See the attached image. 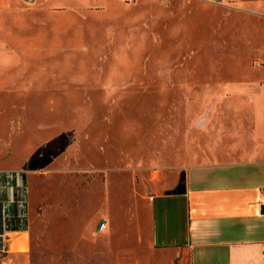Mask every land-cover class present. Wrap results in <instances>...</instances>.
<instances>
[{
	"label": "rangeland",
	"instance_id": "rangeland-1",
	"mask_svg": "<svg viewBox=\"0 0 264 264\" xmlns=\"http://www.w3.org/2000/svg\"><path fill=\"white\" fill-rule=\"evenodd\" d=\"M12 4L0 3V169L28 170L31 226L28 252L8 258L151 264L156 183L263 153L264 0Z\"/></svg>",
	"mask_w": 264,
	"mask_h": 264
},
{
	"label": "crops",
	"instance_id": "crops-1",
	"mask_svg": "<svg viewBox=\"0 0 264 264\" xmlns=\"http://www.w3.org/2000/svg\"><path fill=\"white\" fill-rule=\"evenodd\" d=\"M2 1L13 6V0ZM259 115L257 132L263 135ZM155 187L159 193L148 199L145 224L149 250L156 254L149 263L264 264V150L255 159L176 168ZM29 245L19 240L22 248Z\"/></svg>",
	"mask_w": 264,
	"mask_h": 264
},
{
	"label": "built area",
	"instance_id": "built-area-1",
	"mask_svg": "<svg viewBox=\"0 0 264 264\" xmlns=\"http://www.w3.org/2000/svg\"><path fill=\"white\" fill-rule=\"evenodd\" d=\"M23 1L28 4L35 2ZM206 1L216 5L225 3V0ZM28 175L26 169H0V264H19L8 258V254L25 252V249L19 246V240L25 241V233L30 231ZM106 229L107 224L101 222L99 232ZM262 249L264 260V244Z\"/></svg>",
	"mask_w": 264,
	"mask_h": 264
},
{
	"label": "bare ground",
	"instance_id": "bare-ground-1",
	"mask_svg": "<svg viewBox=\"0 0 264 264\" xmlns=\"http://www.w3.org/2000/svg\"><path fill=\"white\" fill-rule=\"evenodd\" d=\"M29 233H30V232H29ZM29 233H25V236L28 235ZM25 236H24V237H25Z\"/></svg>",
	"mask_w": 264,
	"mask_h": 264
}]
</instances>
